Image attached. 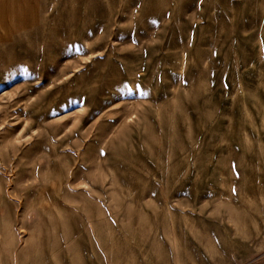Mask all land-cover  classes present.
I'll list each match as a JSON object with an SVG mask.
<instances>
[{
  "label": "rangeland",
  "instance_id": "rangeland-1",
  "mask_svg": "<svg viewBox=\"0 0 264 264\" xmlns=\"http://www.w3.org/2000/svg\"><path fill=\"white\" fill-rule=\"evenodd\" d=\"M0 264H264V0H0Z\"/></svg>",
  "mask_w": 264,
  "mask_h": 264
}]
</instances>
